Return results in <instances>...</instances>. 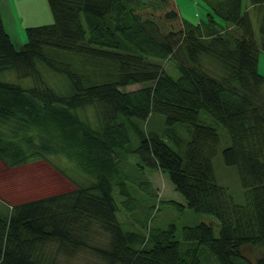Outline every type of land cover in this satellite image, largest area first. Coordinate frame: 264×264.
Masks as SVG:
<instances>
[{
	"label": "trees",
	"instance_id": "trees-1",
	"mask_svg": "<svg viewBox=\"0 0 264 264\" xmlns=\"http://www.w3.org/2000/svg\"><path fill=\"white\" fill-rule=\"evenodd\" d=\"M47 1L52 21L26 25L20 45L0 16V159L42 160L73 187L0 212V264H71L77 254L102 264H264V0H204L210 10L196 21L175 0ZM202 110L228 132L222 158L246 204L216 181L219 134ZM155 113L159 132L146 125ZM47 154L85 175L68 177ZM148 167L167 174L187 207L214 216L218 232L211 221L182 226L181 238L171 222L126 228L118 212L133 213L134 190L156 194ZM245 246L263 250L249 260Z\"/></svg>",
	"mask_w": 264,
	"mask_h": 264
},
{
	"label": "rangeland",
	"instance_id": "rangeland-1",
	"mask_svg": "<svg viewBox=\"0 0 264 264\" xmlns=\"http://www.w3.org/2000/svg\"><path fill=\"white\" fill-rule=\"evenodd\" d=\"M23 1L25 0H21L20 2ZM42 1L43 0H31L32 8L35 11L39 8L40 11H37L38 16L41 19L48 20L47 18L45 19V14L41 10V5L43 4ZM139 2L157 3L158 1L139 0ZM175 2L181 15L190 21H196L199 18H204L205 11L210 10L209 5L204 0H175ZM247 2L248 0H242L243 5H246ZM48 22L49 20L46 23ZM227 30H229V33L235 35V27L228 28ZM21 33L25 37V30ZM164 66L168 71H173L172 63H164ZM258 70L264 76V50H260L258 53ZM172 74L177 76V72ZM6 75L8 77L7 79H11L9 76H13L12 79H15V74L12 71L6 72ZM18 82L25 84L26 79H21ZM140 85L141 83L128 84L124 87V89H135ZM200 120L204 123L215 126L219 134L217 152L212 159L217 183L225 188L226 193L231 197L234 203L242 205L246 204L248 197L245 193V188L240 184L236 167L225 164L222 158L221 150L228 143V132L220 122L213 119L204 110L200 113ZM163 124L164 120L162 114L155 113L146 119L147 127L152 130H161ZM179 127L181 126H178V132H180L181 139L184 141L189 139L190 132ZM166 138L169 139L168 137ZM183 147L180 151L183 150ZM46 157L50 161V164L57 166L65 172L68 177L74 180H77L85 175V173L77 167L75 161L64 155L47 154ZM20 170V173L14 175L15 178L13 177L9 183L12 188L16 187V189H12L10 191L7 186L4 193V198L7 201H14L12 204L17 201H26L59 191L68 190V188L71 189L73 187L70 180L58 173L51 165H48L41 160L37 163H28L25 167L22 166ZM149 170V167L146 168L145 173L147 172L149 175L152 188H154L156 194L149 196L143 191L134 190V194L138 197V201L136 200L135 202L133 213L128 214L122 208L118 212V219L124 226H126V228L146 232L147 229L143 226V222L145 221H147L150 225H156L158 227L166 226L171 222L175 225L174 236L181 238L182 226L193 225L201 221H211L215 233L218 232L219 222L216 218H214V216L197 212L193 208L187 207L184 198L174 189L165 172H162L159 169ZM4 179L5 178L2 176L0 181H3ZM131 190L133 191L132 186ZM116 197L117 199L120 198L118 194ZM176 203H182L183 206H178ZM261 250H263V248L257 249L245 246L243 248V253L249 260H253L261 252ZM211 262H213V260H211ZM96 263L102 264V261L90 254H86L84 257L81 254H77L71 257V264Z\"/></svg>",
	"mask_w": 264,
	"mask_h": 264
},
{
	"label": "crops",
	"instance_id": "crops-1",
	"mask_svg": "<svg viewBox=\"0 0 264 264\" xmlns=\"http://www.w3.org/2000/svg\"><path fill=\"white\" fill-rule=\"evenodd\" d=\"M20 1L21 0H0V16L4 28L11 35L17 45H20L25 40V37L21 32L24 31L26 25L44 24L48 20L49 22L52 21V14L47 4V0L42 1L43 4L41 5V10L45 14V19L47 18L48 20L41 19L38 16L37 11L39 12L40 9L38 8L36 11L33 10L31 0ZM38 161L39 159L9 166L0 159V178L2 176L5 178L3 181H0V212L6 213L9 206L14 202L7 201L4 198L7 186L10 191L16 189V187L12 188L10 186L9 183L11 179L14 175L20 173L22 166L25 167L28 163H37Z\"/></svg>",
	"mask_w": 264,
	"mask_h": 264
}]
</instances>
